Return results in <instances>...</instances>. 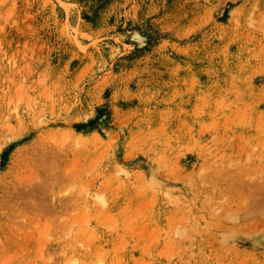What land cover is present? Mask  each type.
<instances>
[{
  "label": "rangeland",
  "instance_id": "obj_1",
  "mask_svg": "<svg viewBox=\"0 0 264 264\" xmlns=\"http://www.w3.org/2000/svg\"><path fill=\"white\" fill-rule=\"evenodd\" d=\"M0 264H264V0H0Z\"/></svg>",
  "mask_w": 264,
  "mask_h": 264
}]
</instances>
